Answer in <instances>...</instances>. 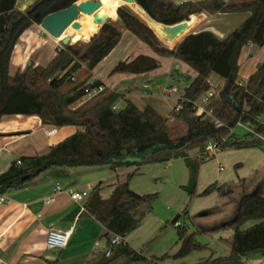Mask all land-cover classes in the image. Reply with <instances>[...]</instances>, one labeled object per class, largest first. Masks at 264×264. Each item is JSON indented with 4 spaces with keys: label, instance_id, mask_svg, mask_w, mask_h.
<instances>
[{
    "label": "trees",
    "instance_id": "obj_1",
    "mask_svg": "<svg viewBox=\"0 0 264 264\" xmlns=\"http://www.w3.org/2000/svg\"><path fill=\"white\" fill-rule=\"evenodd\" d=\"M15 1L0 0V118L34 115L44 126H74L76 131L42 155L13 160L0 173V196L24 188L33 177L51 168L107 166L112 171L120 167L137 170L147 164L182 159L188 169V183L182 190L189 197H206L220 190L217 183H212L196 193L199 168L214 157L205 159L206 144L219 142L218 152L257 148L264 153V123L258 121L264 113V62L256 66L245 82L237 80L241 49L246 45L258 48L264 45V0H197L179 4L169 0H135V6L148 8L152 21L165 26L188 21L199 14L247 13V17L222 39L210 31L190 32L169 48L138 15L126 7H118L115 23L106 21L88 43L63 45L55 49L45 65L30 62L23 70L10 73L11 54L21 34L32 25H39L46 15L79 0H36L24 11L14 8ZM123 31L130 32L155 55L172 57L196 73L176 102L174 116L185 127L176 140L170 137L168 119L154 108L146 106L141 110L122 94L106 89L101 81L92 78L91 71L115 48ZM158 67L154 57L139 54L128 61H119L111 73L139 75ZM210 74L223 82L211 98L215 100L212 115L223 124L220 129H215L209 118L196 115L194 110L197 99L212 88L208 82ZM93 91H96L94 95L73 107ZM120 101L123 105L113 109ZM238 124L252 130L242 137L229 135L230 129ZM195 148L198 155L190 157L188 151ZM130 177L128 174L125 182L116 185L107 199L99 195L100 183L94 185L83 205L85 213L103 227L105 251L110 252L108 257L103 253L97 264L141 261L157 264L169 258L165 253L147 259L124 241L139 227L157 199L155 193L139 195L130 190ZM183 216L185 219L174 226L179 243L172 257L176 260L206 250L196 233H188L186 221L191 220L186 211ZM249 221L256 223L240 229ZM231 226L229 255H210L192 264H243L253 254L264 256L263 195L241 189ZM114 237L121 241L112 246L110 241ZM46 264H57V260Z\"/></svg>",
    "mask_w": 264,
    "mask_h": 264
},
{
    "label": "crops",
    "instance_id": "obj_2",
    "mask_svg": "<svg viewBox=\"0 0 264 264\" xmlns=\"http://www.w3.org/2000/svg\"><path fill=\"white\" fill-rule=\"evenodd\" d=\"M35 1L16 0L14 8L24 11ZM135 13L146 20L140 11H135ZM246 17L247 13L199 14V18L191 24L189 33L210 31L222 39L237 28ZM148 25L159 35L160 30L149 23ZM68 29L73 32L74 28L69 27ZM40 32L42 31L36 25H32L21 34L11 54L10 73L16 69L23 70L30 62L34 65H45L54 56L56 47L41 38L40 35L43 33ZM65 35L64 32L62 39L66 37ZM164 44L173 46V43L165 42ZM44 48L45 50H43ZM139 54L154 57L158 61L159 67L139 75L111 73L119 61H128ZM262 62H264V45L261 48L253 45L244 46L238 58L237 75H243L247 80L256 66ZM91 75L93 79L101 81L106 89L122 94L124 99L130 100L139 109L151 106L163 118H168L169 106L166 102L169 100L176 105L178 97L165 95L163 92L165 88L160 89L159 80L162 78L167 81L172 78L180 82L187 79L188 84L196 76V73L186 64L172 57L155 55L146 44L130 32L123 31L119 43L93 68ZM208 82L214 87L222 85V81L214 74L208 76ZM86 100V97L82 98L73 107L79 106ZM122 105L123 102L120 101L116 106L121 107ZM75 131L74 126L58 128L44 126L40 119L34 115L2 116L0 118V173H3L18 157L42 155L51 146L72 135ZM245 150L249 153L244 162L251 161V166L243 174L245 178L241 180V184L244 185L252 179L251 189L246 192H255L264 196V156L260 155L261 150L257 148L239 151ZM231 151L238 150L226 152ZM198 152L197 148L191 149L188 151V155L195 157ZM224 152L216 153L212 159ZM204 164L198 171L197 181L201 180L202 183L198 188L196 187V193H200L212 183H217L220 190L228 187L237 188L236 184H240V181L233 183V175L228 178L230 181L220 180L221 175L216 172L217 176L212 178L215 179L214 182H209L210 184L205 186L211 180L206 176ZM218 165L220 172L222 167L220 164ZM128 174H131L128 180L130 190L139 195L155 193L160 202L158 203L160 205L155 204L152 210L146 214L139 227L124 238L131 248L141 252L148 259L154 254L167 253L169 258L158 264H192L206 259L210 255L213 257L229 255L230 241L233 235L231 220L235 215L237 205L229 210L224 207L225 209H220L218 216H212L210 212L219 208L215 206L210 209L212 200H217V205L220 201L217 192H213L209 196L203 197L204 202L196 198L198 208L195 211L198 213L197 216L201 217L199 224L209 226L208 231L204 232L209 242L204 244L206 250L202 251L203 253H197L200 251L191 252L181 259H172L179 249V243L176 242L177 238L174 233L176 231L169 229V219L174 214H178L179 221L183 215L184 211L182 213L180 211L186 202L187 194L182 190V187L188 183V169L184 161L173 159L167 163L143 165L137 170H134V167H120L112 171L107 166L51 168L33 177L24 188L6 193L3 195L5 202L0 204V264H46V261L55 260H57V264H97L105 253L104 229L94 218L85 213L83 205L86 200L74 202L70 199L69 192H84L89 187L92 188L100 183L99 195L102 199H107L116 185L127 180ZM248 174L249 176L246 177ZM163 204L165 205L164 209L162 208ZM186 212L192 220L191 214L187 210ZM212 224L216 226L210 227ZM70 226H73V231L66 246L61 250H46L44 244L46 233L49 230L64 231ZM194 227L196 231L203 233L195 224ZM243 261V264H264V256L253 254ZM131 264L149 263L141 261Z\"/></svg>",
    "mask_w": 264,
    "mask_h": 264
},
{
    "label": "rangeland",
    "instance_id": "obj_3",
    "mask_svg": "<svg viewBox=\"0 0 264 264\" xmlns=\"http://www.w3.org/2000/svg\"><path fill=\"white\" fill-rule=\"evenodd\" d=\"M85 0H79V2H83ZM96 1V0H95ZM172 1L174 4H179L182 1H194V0H169ZM101 4H102V11L104 12V16H106V18H108L109 20L107 21H111L114 22L117 20L116 18V10L118 7H126L129 10H131L133 13H135V11H140L138 9L137 6L135 5H127L118 1H111V0H100ZM137 15V14H136ZM140 17V16H139ZM84 15H80L69 27L74 28L73 32L70 29H67L65 31V36L66 37H70V43L74 42L75 43H88L89 40L93 37L94 34H92L87 40H83L81 36H79L75 31L78 30V26L80 25L79 22L84 20ZM141 19H143L142 17H140ZM38 28L39 26L36 25ZM81 26V25H80ZM40 29V28H39ZM40 33L41 34V38H44L45 40H47L51 45L55 46L56 48H61L64 47L61 43V40H54L52 39L49 35H47L43 30L40 29ZM96 32V31H95ZM63 37V34L61 36V39ZM73 45V44H71ZM166 45V44H165ZM169 48H171L170 46H167ZM45 50V48L43 49ZM237 80L239 82H245L246 79L243 77V75L238 74L237 75ZM188 80H182L180 82L173 80L172 78L168 79L167 81H165L164 79H160L159 80V86L160 89L163 90V88H165L164 90H166L164 92L165 95H170L171 97H179V94H181V91H183V89L185 88V85L187 84ZM223 83V82H222ZM177 87L178 88V93L176 94H172L168 92V89H170V87ZM214 92L217 93L221 87H217V85H211ZM159 91V90H158ZM215 100H213L212 104L214 103ZM167 105L169 106V110L167 111L168 113V119L167 120V124H168V128H169V132H170V137L172 140H176L179 136H181L184 132H185V127L183 126V124L179 121L176 120L175 116H174V112H175V108L176 105L174 103H172L171 101H167L166 102ZM258 120L261 122H264V113L261 114L258 117ZM252 130V128L250 126L247 125H237L234 129H230L229 131V135L232 134L235 137H242L244 135V133L246 132H250ZM224 140V139H223ZM249 152L245 151H231V152H224L222 155L220 156H215L214 159L206 162L203 166L204 170L206 171V176L208 178H210L208 181V183H206L205 186H207V184H210L209 182H214L215 179L214 176L216 175V172L220 173L221 179H225V181H230L228 180V178L233 175L234 179H233V183H237L239 182L240 184H236L238 185L239 188L244 189L245 191L250 190L251 189V184L253 183V180L250 179L249 181H247L244 185L241 184L242 183V179L245 178V176L243 177V174H245L249 169H250V162H244L246 155ZM261 156H264V153L261 151L260 153ZM252 160V159H251ZM218 164H220V166L222 167V171L219 172V168H218ZM252 175V173L250 174V176ZM248 175H246V177H248ZM252 177V176H251ZM208 180V179H207ZM202 181L199 180L197 181V188L201 185ZM204 184V183H203ZM204 186V187H205ZM203 187V188H204ZM230 188L228 187L227 189H223L217 192V194L220 196V201L218 202L217 205V200L213 199L212 203H211V208H214L215 206L219 207V208H215L213 211L210 212V214L212 216H218V212H220V209H225L224 207H226L227 210H229L231 207H233L234 205H237V201H238V195H239V188ZM244 187V188H243ZM186 202L184 203L183 207L181 208L180 213H182L183 211H188L189 214H191L192 216V220L191 221H186L187 224V229H188V233H196V238L197 240L202 243V244H207L209 243L208 240L206 239V236L204 235V232L208 231V227L209 226H202L201 224H199L200 222V216H197V212L195 211L198 206H197V199L200 201L204 202V198L203 197H189L188 195H186ZM197 198V199H196ZM160 203L158 201V195H157V199L156 201L153 203L152 207H154V205H160L158 204ZM162 208H165V205H162ZM226 210V211H227ZM195 211V212H194ZM179 213V214H180ZM178 214H174L170 219H169V229H172L173 231H175L174 226L171 225V221L177 216ZM183 219H185V217L183 215H181L180 220L178 221V224L181 223L183 221ZM256 222L254 221H249L245 224H243L240 229H246L252 225H254ZM177 224V225H178ZM195 226L201 230L203 233H197ZM219 225V223H216V225ZM216 226L215 224L210 225V227L212 226ZM176 235V232H174ZM177 238V237H176ZM204 252V250H202ZM202 251L197 252V253H203ZM158 253V252H157ZM161 255H156L154 254V256L149 257V259L151 260L152 257H160ZM147 258V257H146ZM148 259V258H147ZM244 262V261H243ZM158 264V263H157Z\"/></svg>",
    "mask_w": 264,
    "mask_h": 264
},
{
    "label": "water",
    "instance_id": "obj_4",
    "mask_svg": "<svg viewBox=\"0 0 264 264\" xmlns=\"http://www.w3.org/2000/svg\"><path fill=\"white\" fill-rule=\"evenodd\" d=\"M127 5L136 4L135 0H120ZM139 8L146 11V19L150 22L155 23L150 19L149 10L146 6L138 4ZM101 7L100 0H85L83 2L76 1L70 6L52 12L46 15L39 23V28L43 30L52 39L57 40L62 36V34L69 28V26L80 16V15H92L93 24L96 25V32L99 28L107 21L108 18H103L101 15L95 13ZM136 14V13H135ZM138 15V14H137ZM139 16V15H138ZM117 18V15H116ZM199 18V15H194L189 18L188 21H183L172 26H165L157 24L160 27L159 35L156 34L152 28L151 30L156 34L159 40L163 43H173L175 45L180 41L185 35L189 33L191 24ZM147 25V21L142 19ZM149 26V25H148ZM68 45L71 47L69 40ZM179 215H177L172 221L171 225L176 226Z\"/></svg>",
    "mask_w": 264,
    "mask_h": 264
},
{
    "label": "built area",
    "instance_id": "obj_5",
    "mask_svg": "<svg viewBox=\"0 0 264 264\" xmlns=\"http://www.w3.org/2000/svg\"><path fill=\"white\" fill-rule=\"evenodd\" d=\"M210 84V83H209ZM212 87V86H211ZM100 90V89H99ZM98 90V91H99ZM164 90L163 92H165ZM169 93L176 94L178 93V88L173 86L168 89ZM96 91H93L92 93L88 94L86 96L87 99H89L92 95H94ZM214 90L211 88L210 91L200 96L197 101L194 103V110L196 115H205L207 118H209L215 129H220L223 124L218 119L214 118L212 115V101L211 98L213 97ZM117 106H114L113 109H117ZM222 142V141H221ZM220 143L215 142H209L206 144L204 148V155L205 159L207 160L210 156H214L216 153H218ZM221 170V169H220ZM58 189V187H57ZM89 191H91V188L89 187L87 191L84 192H69L70 199L74 202H80L83 200H86ZM5 202L4 196H0V204ZM73 231V226L68 227V229L61 231V230H49L46 233L45 236V248L46 250H61L63 249L68 241L69 236L71 235ZM121 241V238L114 237L111 239L110 244L118 245ZM104 255L108 257L110 255L109 250L105 251Z\"/></svg>",
    "mask_w": 264,
    "mask_h": 264
},
{
    "label": "bare ground",
    "instance_id": "obj_6",
    "mask_svg": "<svg viewBox=\"0 0 264 264\" xmlns=\"http://www.w3.org/2000/svg\"><path fill=\"white\" fill-rule=\"evenodd\" d=\"M111 1H118L123 3L120 0H111ZM125 4V3H124ZM132 5H136V4H132ZM140 12L144 15V17L146 18V14L144 13V11L142 9L139 8ZM99 15H101L103 18H106V16H104V12L101 10V7L95 12ZM87 18H85L83 21H80L79 24L81 25L80 27H78V30H76L75 32L82 37L83 40H87L92 34L95 33L96 31V25L93 24V16L92 15H84ZM148 21V23L150 25H152L153 27H156L158 30H160V27L155 24L150 22L148 19H146ZM61 37V36H60ZM70 37H64L63 39H61V43L62 45H67V41L69 40L70 42ZM59 40V39H57Z\"/></svg>",
    "mask_w": 264,
    "mask_h": 264
}]
</instances>
